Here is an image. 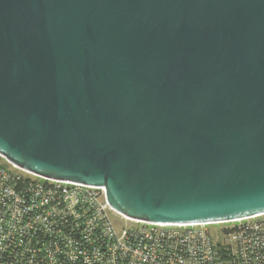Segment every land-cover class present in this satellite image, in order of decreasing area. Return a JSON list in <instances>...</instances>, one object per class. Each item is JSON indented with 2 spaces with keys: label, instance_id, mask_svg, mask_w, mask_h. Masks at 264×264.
<instances>
[{
  "label": "water",
  "instance_id": "1",
  "mask_svg": "<svg viewBox=\"0 0 264 264\" xmlns=\"http://www.w3.org/2000/svg\"><path fill=\"white\" fill-rule=\"evenodd\" d=\"M0 156L132 220L264 213V0H0Z\"/></svg>",
  "mask_w": 264,
  "mask_h": 264
},
{
  "label": "built area",
  "instance_id": "2",
  "mask_svg": "<svg viewBox=\"0 0 264 264\" xmlns=\"http://www.w3.org/2000/svg\"><path fill=\"white\" fill-rule=\"evenodd\" d=\"M0 160L9 166L0 167V264H264V213L203 224L132 220L108 205L103 187Z\"/></svg>",
  "mask_w": 264,
  "mask_h": 264
},
{
  "label": "rangeland",
  "instance_id": "3",
  "mask_svg": "<svg viewBox=\"0 0 264 264\" xmlns=\"http://www.w3.org/2000/svg\"><path fill=\"white\" fill-rule=\"evenodd\" d=\"M112 219H113L112 221L115 223V225H117L119 227L123 226L117 217H113ZM214 228H216V227H214Z\"/></svg>",
  "mask_w": 264,
  "mask_h": 264
},
{
  "label": "trees",
  "instance_id": "4",
  "mask_svg": "<svg viewBox=\"0 0 264 264\" xmlns=\"http://www.w3.org/2000/svg\"><path fill=\"white\" fill-rule=\"evenodd\" d=\"M0 167H1L2 169H7L9 166L6 165L2 160H0Z\"/></svg>",
  "mask_w": 264,
  "mask_h": 264
}]
</instances>
